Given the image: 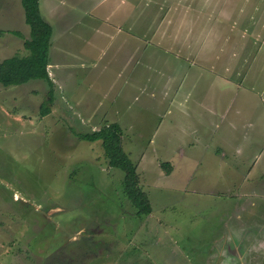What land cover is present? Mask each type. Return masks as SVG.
<instances>
[{
    "label": "rangeland",
    "instance_id": "rangeland-1",
    "mask_svg": "<svg viewBox=\"0 0 264 264\" xmlns=\"http://www.w3.org/2000/svg\"><path fill=\"white\" fill-rule=\"evenodd\" d=\"M119 1L81 44L50 24L52 87L0 84V264H264V0ZM21 3L0 0V64L28 55ZM114 123L148 217L79 138Z\"/></svg>",
    "mask_w": 264,
    "mask_h": 264
},
{
    "label": "trees",
    "instance_id": "trees-1",
    "mask_svg": "<svg viewBox=\"0 0 264 264\" xmlns=\"http://www.w3.org/2000/svg\"><path fill=\"white\" fill-rule=\"evenodd\" d=\"M22 5L25 10L26 23L31 30L29 39L24 40V47L28 55L24 57L14 56L0 64V84L4 87H12L41 80L46 81L52 87L53 82L50 79L48 66L53 28L41 15L40 0H22ZM13 34L22 38V35L18 32ZM0 35H5V32L1 31ZM50 113L49 106H41L43 117L48 116ZM122 136L120 125L114 123L104 125L92 133L80 135L79 138L88 142L102 143L109 166L122 171L124 174L123 192L136 209V215L138 217H148L152 213L151 202L140 185L136 164L122 147ZM163 167L170 173L171 165L169 163L164 164Z\"/></svg>",
    "mask_w": 264,
    "mask_h": 264
},
{
    "label": "crops",
    "instance_id": "crops-1",
    "mask_svg": "<svg viewBox=\"0 0 264 264\" xmlns=\"http://www.w3.org/2000/svg\"><path fill=\"white\" fill-rule=\"evenodd\" d=\"M116 2L117 0H40V11L43 19L47 23L58 24L60 30H65V34L74 36L78 43L81 44L80 42L85 41V36L82 33V27L84 26V24H94V22H98L95 19L96 17L93 16V13L102 15V20L106 21L109 24L112 20H114L116 14L119 13V11L117 10L118 5H116ZM122 3L123 0H120L118 4L122 5ZM92 5H94V7ZM20 6V10L22 12L21 18L23 20L25 19L26 21L22 3L20 4ZM100 10H102V12H100ZM72 24H76L75 26L80 27V31L76 32L73 28V33H70L71 30L68 29L72 27ZM53 39L54 28L52 41ZM55 39L56 50H63V46L66 45L60 44L63 38L55 37ZM72 39V37L68 38L69 44H72ZM67 55H70V53L68 52ZM61 66V60H57L56 62L52 63L51 59L49 58L48 67L51 68V71L53 72V75L55 77H58V70Z\"/></svg>",
    "mask_w": 264,
    "mask_h": 264
},
{
    "label": "flooded vegetation",
    "instance_id": "flooded-vegetation-1",
    "mask_svg": "<svg viewBox=\"0 0 264 264\" xmlns=\"http://www.w3.org/2000/svg\"><path fill=\"white\" fill-rule=\"evenodd\" d=\"M260 230L263 232L262 233L263 235L261 237L263 243L261 245H258V243L255 242L254 245L256 246V249L255 250H258V252L261 254V252L262 253L264 252V226H262ZM247 261L248 260H246V264H247Z\"/></svg>",
    "mask_w": 264,
    "mask_h": 264
}]
</instances>
